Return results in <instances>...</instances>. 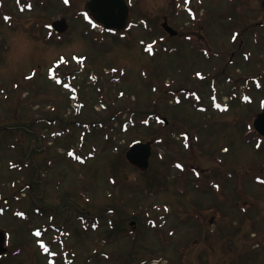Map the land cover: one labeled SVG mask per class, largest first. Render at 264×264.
Segmentation results:
<instances>
[{"label": "rangeland", "instance_id": "obj_1", "mask_svg": "<svg viewBox=\"0 0 264 264\" xmlns=\"http://www.w3.org/2000/svg\"><path fill=\"white\" fill-rule=\"evenodd\" d=\"M128 1L113 35L86 0H0V264H264V0Z\"/></svg>", "mask_w": 264, "mask_h": 264}, {"label": "water", "instance_id": "obj_2", "mask_svg": "<svg viewBox=\"0 0 264 264\" xmlns=\"http://www.w3.org/2000/svg\"><path fill=\"white\" fill-rule=\"evenodd\" d=\"M85 9L95 18L97 22L103 25L106 30H122L125 28L129 17V7L126 0H88ZM162 26L170 33L175 31L165 21ZM51 27L57 32H63L67 28L65 19H57L51 23ZM254 128L264 136V101L262 111L257 114L253 122ZM151 154L150 142H134L126 152L127 159L140 168L148 166L149 156ZM4 234L0 229V255L6 251L4 246Z\"/></svg>", "mask_w": 264, "mask_h": 264}]
</instances>
